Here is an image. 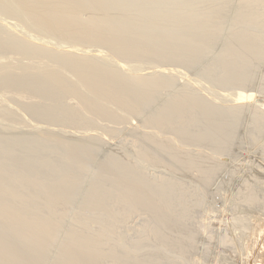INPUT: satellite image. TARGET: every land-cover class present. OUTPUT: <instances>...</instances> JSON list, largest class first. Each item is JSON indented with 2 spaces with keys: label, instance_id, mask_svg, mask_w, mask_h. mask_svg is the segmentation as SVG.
Returning a JSON list of instances; mask_svg holds the SVG:
<instances>
[{
  "label": "rangeland",
  "instance_id": "374dc122",
  "mask_svg": "<svg viewBox=\"0 0 264 264\" xmlns=\"http://www.w3.org/2000/svg\"><path fill=\"white\" fill-rule=\"evenodd\" d=\"M260 98L264 0H0V264H243Z\"/></svg>",
  "mask_w": 264,
  "mask_h": 264
},
{
  "label": "bare ground",
  "instance_id": "6f19581e",
  "mask_svg": "<svg viewBox=\"0 0 264 264\" xmlns=\"http://www.w3.org/2000/svg\"><path fill=\"white\" fill-rule=\"evenodd\" d=\"M28 35H32L33 37L35 36L34 34H31V33H29ZM32 36H29L30 37V39L32 38L33 39V37ZM41 41L43 42V40L41 39ZM46 41H44V43H45ZM68 47H71L72 48V46H68ZM71 48L69 49V50H71ZM72 50H73V48H72ZM261 99V98H260ZM258 99L259 100V103H258V105L260 104V106L262 107V109L264 110V98L263 99ZM237 104H241V103H248V102H253L254 100H255V96H254V94H253V92H251V91H247V90H240V91H238L237 92V94H236V97L233 99ZM257 101V100H256ZM255 102V101H254ZM255 103H257V102H255ZM183 159V158H182ZM186 160H187V158H185V160L183 159V161L184 162H186ZM226 160V159H225ZM227 161V160H226ZM238 164H239V162H238ZM235 166H236V164H235ZM60 171H62V170H60ZM6 173V172H5ZM5 175H7V174H5ZM1 177H3V176H1ZM17 198V197H16ZM18 199V198H17ZM16 202V201H15ZM14 202V203H15ZM16 203H18V202H16ZM19 203H20V201H19ZM18 203V204H19ZM26 204H28V203H26ZM17 205V204H16ZM20 205V204H19ZM15 211L16 212H18V211H21V210H16L15 209ZM216 214V213H215ZM220 214V213H219ZM224 214H226V213H223V215ZM213 218H214V216H213ZM255 218H257V217H255ZM264 218V217H263ZM262 218V219H263ZM169 219V218H168ZM262 219H261V221H262ZM170 220V219H169ZM171 220H173L174 221V219H171ZM171 220H170V222H171ZM215 220V219H214ZM213 220V221H214ZM218 220H219V218H218ZM218 220H216V221H218ZM256 220V219H255ZM210 221V220H209ZM208 221V222H209ZM215 221V222H216ZM221 220H219L218 222H216V224L215 225H217V223L219 224V225H221L222 223V221L220 222ZM224 221V220H223ZM256 221H259V222H261L260 220H256ZM255 222V221H254ZM263 222H264V220H263ZM174 223H176V224H174ZM210 223H212V222H210ZM227 223V222H226ZM256 223V222H255ZM255 223H254V229L253 230H255L253 233H252V236H250L249 237V239L247 240V241H245L244 242V246H245V248H244V246L242 247V249L244 250V252H243V264H264V228H262L263 226L259 223V226L261 225V227H257V225H255ZM262 223V222H261ZM169 224V223H168ZM167 224V226H169V225H171V223L168 225ZM173 224H174V226H173ZM212 224H214V223H212ZM257 224V223H256ZM176 225V226H175ZM264 225V224H263ZM173 226V227H172ZM222 226V225H221ZM225 226V225H224ZM223 226V227H224ZM176 227H181V226H179V223L177 224V221L175 220V222H172V225H171V227H170V229L171 228H173L174 230H175V228ZM177 229H179V230H177ZM176 230L177 231H184L183 230V228H177ZM172 230V229H171ZM175 233H176V231H175ZM177 233H179V232H177ZM179 234H181V233H179ZM230 235H233L234 233H229ZM228 235V234H227ZM179 237V236H178ZM226 237V236H225ZM229 238H230V236H228ZM228 237H226V238H228ZM232 238V237H231ZM26 245V244H25ZM29 245V243L26 245V246H28ZM115 253V252H114ZM116 254V253H115ZM239 255H242V254H239ZM121 254L119 255V257L116 255V257H118L120 260H122L121 259V257H124V256H121ZM143 256H145V255H143ZM146 258H148V257H146ZM240 261V260H239ZM241 262V261H240ZM152 263H155L156 264V261L155 262H151V264ZM161 264V262H158L157 264ZM149 264V263H148Z\"/></svg>",
  "mask_w": 264,
  "mask_h": 264
}]
</instances>
